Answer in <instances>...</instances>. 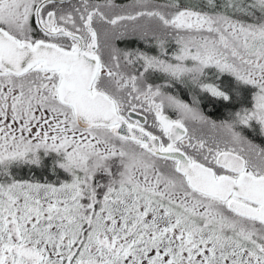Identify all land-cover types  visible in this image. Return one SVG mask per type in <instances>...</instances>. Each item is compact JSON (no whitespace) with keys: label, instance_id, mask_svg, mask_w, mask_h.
Returning <instances> with one entry per match:
<instances>
[{"label":"snow or ice","instance_id":"6c2138e0","mask_svg":"<svg viewBox=\"0 0 264 264\" xmlns=\"http://www.w3.org/2000/svg\"><path fill=\"white\" fill-rule=\"evenodd\" d=\"M0 264H264V0H0Z\"/></svg>","mask_w":264,"mask_h":264}]
</instances>
